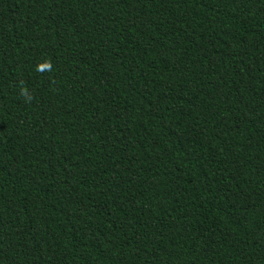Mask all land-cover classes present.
Returning a JSON list of instances; mask_svg holds the SVG:
<instances>
[{
	"label": "trees",
	"instance_id": "trees-1",
	"mask_svg": "<svg viewBox=\"0 0 264 264\" xmlns=\"http://www.w3.org/2000/svg\"><path fill=\"white\" fill-rule=\"evenodd\" d=\"M0 264H264V0H0Z\"/></svg>",
	"mask_w": 264,
	"mask_h": 264
},
{
	"label": "clouds",
	"instance_id": "clouds-1",
	"mask_svg": "<svg viewBox=\"0 0 264 264\" xmlns=\"http://www.w3.org/2000/svg\"><path fill=\"white\" fill-rule=\"evenodd\" d=\"M27 93L25 92V95H26Z\"/></svg>",
	"mask_w": 264,
	"mask_h": 264
}]
</instances>
